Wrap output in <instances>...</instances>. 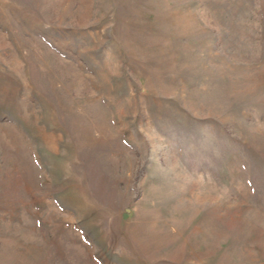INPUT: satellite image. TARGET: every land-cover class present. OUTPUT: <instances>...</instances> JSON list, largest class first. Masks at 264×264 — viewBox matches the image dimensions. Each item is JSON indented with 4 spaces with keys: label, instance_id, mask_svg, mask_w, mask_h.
Segmentation results:
<instances>
[{
    "label": "rangeland",
    "instance_id": "rangeland-1",
    "mask_svg": "<svg viewBox=\"0 0 264 264\" xmlns=\"http://www.w3.org/2000/svg\"><path fill=\"white\" fill-rule=\"evenodd\" d=\"M0 264H264V0H0Z\"/></svg>",
    "mask_w": 264,
    "mask_h": 264
}]
</instances>
